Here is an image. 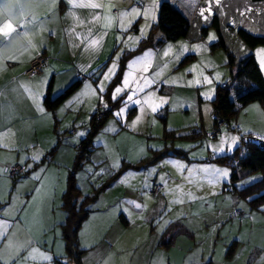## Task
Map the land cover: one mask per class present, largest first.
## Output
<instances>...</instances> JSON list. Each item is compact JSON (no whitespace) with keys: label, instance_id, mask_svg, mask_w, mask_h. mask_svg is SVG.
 Instances as JSON below:
<instances>
[{"label":"rangeland","instance_id":"obj_1","mask_svg":"<svg viewBox=\"0 0 264 264\" xmlns=\"http://www.w3.org/2000/svg\"><path fill=\"white\" fill-rule=\"evenodd\" d=\"M78 1L83 0H76ZM119 1H123L120 3V13L137 6L142 11L143 8H148L149 14L147 18L136 19L131 15L126 16L128 22L125 25L130 20L132 23L129 30L120 33V51L109 68L114 63L117 67L125 47L136 48L150 33L154 41L162 36L160 31L154 29L162 0H143L142 5L137 4L136 0ZM64 2L66 0H56L55 4L52 0H0V9L5 4H10L13 15L9 16L7 11L3 15L22 19L27 14L36 18L45 17L43 22V19H39V32L42 36H50L56 26L54 21L63 16L68 8ZM176 3L190 21L188 35L168 40L161 46L152 43L145 50H151L149 57L144 62L133 64L131 69L127 68L126 73H130L129 84L125 86L123 83L124 73L121 82L114 88L124 89L116 97L122 98V103L96 136L95 145L99 146H96L93 158L79 174L84 191L91 193L124 166L123 172L91 205L92 215L81 231V235L84 232L87 241L92 243L85 244L89 246L81 244L86 250L84 264H151L153 249H158V239L166 227L174 222L171 218L179 219L184 216L186 218L182 219L187 220L193 229L190 228L193 236L188 239L186 246L185 241L180 240L179 247L171 250L174 262L176 259L178 261L175 264H181L179 261L185 258H194L195 264H200L202 255L205 258L215 255L211 258L213 264H238V255H227V250L223 253L219 245L230 230L235 233L233 227L227 230L233 226L232 220L236 227V219L240 221V216L234 215L235 209H250L247 200L230 188V165L215 160V157L233 154L250 130L262 133L264 109L259 102H252L242 107L237 116L216 126L212 113L213 99L218 85L231 79L242 58L253 53L260 66L257 49L264 45L250 47L239 31L244 29L254 35L264 36V1L219 0V3H215L213 0L211 12L208 11L209 0L192 3L179 0ZM78 4H81L80 7L85 6V3ZM107 9L111 16L114 8L108 6ZM201 9L205 10L203 16ZM25 22L24 18L20 24L24 25ZM29 33H36L35 27L32 26ZM210 35H214L216 39L210 41ZM132 44L133 46H127ZM184 48L188 51L184 52ZM229 53L234 56L233 63ZM193 68L194 71H189ZM260 68L264 74V68ZM205 76L209 77L211 83L204 81ZM144 78L155 82L145 85ZM197 79L201 80L200 84L195 83ZM109 84L107 82L106 89ZM128 95L133 96V101L126 105ZM137 100L140 103H135ZM103 102L106 104L107 100L103 99ZM96 103L91 114L99 104ZM157 104L160 107L153 112L152 107ZM122 108L124 112L117 116L116 113ZM77 127L84 128V124L78 122ZM214 128L218 129V136L206 140L204 134ZM234 137H238L235 143ZM217 148L224 151L217 152ZM172 161H178L186 167H177ZM205 165L228 168L229 178L211 182V177L199 171ZM188 169H192L191 174ZM257 174L242 182H252L253 177H258ZM86 180L90 182L89 185ZM154 182L162 186L157 196L151 192ZM137 204L141 207L137 208ZM121 213L128 214V224L122 221ZM214 214L221 217L211 220ZM226 214L232 218L226 220ZM206 226L209 230L205 229ZM214 235L219 238L215 251ZM200 236L204 237V243L198 242ZM201 245L205 247L204 251L198 248ZM187 247H190L188 257L183 256L188 253ZM167 249L169 248L165 246L156 252L152 264H168L167 259L159 255ZM235 251L233 250L234 253ZM35 255H39V251ZM36 264L49 263L40 261Z\"/></svg>","mask_w":264,"mask_h":264},{"label":"crops","instance_id":"obj_2","mask_svg":"<svg viewBox=\"0 0 264 264\" xmlns=\"http://www.w3.org/2000/svg\"><path fill=\"white\" fill-rule=\"evenodd\" d=\"M174 1L178 2L179 0ZM182 1L192 3L197 0ZM121 2L123 1L83 0L76 2L74 0L72 5L64 2L68 8L63 16L54 21L56 26L54 31L50 32V36H42L39 32L41 25L39 19H43V22L45 17L36 18V23L28 28V37L25 38L21 35L20 39L0 56V210L8 208L9 205H13L14 209L9 215H4L0 211V218L9 224V235L16 232L19 241H32L27 249H21L16 264L19 262L25 264L24 258L29 256L34 247L39 249V255H35L34 259L29 258L26 264L45 261L40 253L52 256L53 259L48 263L56 264L55 259L65 254V241L61 229L64 212L61 202L67 188L71 168L76 162L77 145L86 132L92 117L91 111L96 106V102L102 100L104 92L108 89H106L107 82L112 81L114 73L116 74L119 69L120 60L127 51L131 50L125 47L117 67L112 73L107 72L110 63L115 60L116 54L120 51L118 46L120 33L125 32L123 29L129 30L130 28L129 23L125 25L128 22L126 16H120ZM78 3H85V6L80 7L81 4ZM91 3H98L101 7L87 6ZM108 6L114 8L111 11V16L107 9ZM32 17L33 15L27 14L24 18L28 21ZM23 19L22 17L13 18L3 15L0 17V26L11 20L14 27L17 28V32L23 33L25 28L20 24ZM32 26L35 27L36 33L30 34L29 30ZM92 41H97V43L93 44ZM0 44H7V40L0 41ZM127 46H133V44ZM144 52L137 55H142ZM40 54L46 56L43 70L40 73L28 74L26 71L31 60ZM137 55L127 61L124 73H126L130 61L135 60ZM105 74L111 78L105 80ZM76 80L81 81L80 86L62 104L54 110L46 108L44 99L50 81H52L51 93L55 96ZM101 82H103V92L98 88ZM58 87L59 91H57ZM78 122L83 123L84 128L80 127L77 130ZM75 130L76 132H74ZM249 133L264 139V131L259 133L250 130ZM54 146L57 147L50 156L49 152ZM47 154L49 157L45 159ZM33 156H38L39 159H33ZM22 160L23 163H21ZM14 164L26 166L28 173L16 180L10 178L7 174V167ZM80 172L77 174V182L82 191L88 193L89 191L83 189ZM86 183L90 184L87 180ZM248 207L250 209L249 205ZM262 209H250L251 212L245 208L235 209L243 211L242 215L236 216H240V221L236 219L237 227L232 220L233 226L227 229L230 230L233 227L235 233L233 234L230 230L226 239L219 245L224 253L225 250H229L233 242H237V245L232 249L236 250L235 253L232 251L233 253L230 252V255L231 253L234 256L238 255V264H264V210ZM219 211L221 210L219 209ZM247 213L248 215H246ZM124 214L126 217L128 216V214ZM221 215L214 214L211 220L220 218ZM225 216L226 220L232 218L228 214ZM182 218H171L174 222L169 225L175 224L177 235L181 236L182 234V236L172 243L167 251L159 254L167 259L168 264L178 262L177 259L174 262L171 256V250L174 247H179L178 242L185 241L186 246L189 243L188 239L193 236V229L187 220ZM127 219L129 221L128 217ZM117 220L119 221V219ZM87 221L84 222L80 230L81 244L84 246L92 244L87 241L84 232L81 235ZM16 225H19V229ZM129 228L130 226L126 229ZM219 236L218 233L217 237ZM83 238H85V242ZM160 238L157 242L158 249H153L151 264L156 252L162 249L159 245ZM218 239L214 235L213 251L218 247L216 245L219 243ZM111 241L113 242L112 239ZM13 242L15 244V239ZM198 242L204 243V237L200 236ZM7 243L6 237L3 244H0V248H3ZM187 248L188 253L183 255L186 257L190 250V247ZM198 248L204 251L205 247L201 245ZM227 255H229L228 252ZM212 257L215 255L207 258L202 255L200 264H213ZM179 262L195 264L194 258L190 260L185 258Z\"/></svg>","mask_w":264,"mask_h":264},{"label":"trees","instance_id":"obj_3","mask_svg":"<svg viewBox=\"0 0 264 264\" xmlns=\"http://www.w3.org/2000/svg\"><path fill=\"white\" fill-rule=\"evenodd\" d=\"M252 1L257 2L264 0ZM175 3L176 2H173V0L161 1L158 11V21L154 27L155 30L161 32V38L154 41L152 40V34L150 33L148 37L142 39L138 48L131 49L124 54L123 58L120 60V66L117 73L110 82L106 92H104L98 107L92 113V117L87 125L85 134L80 138L77 145L76 162L71 168L67 181V188L62 196L61 202V208L64 212V220L61 221V229L62 237L65 241V254L55 259L56 264H83V256L86 250L81 245L80 230L93 211L91 205L98 200L100 193L108 188L113 183V180L116 179L124 170L123 166L121 171L118 170L114 175L112 174L91 193L83 192L77 182V174L85 168L86 164L92 158L94 150L96 149V136L104 128L110 116L114 114L115 109L122 103V98L113 99L112 97L114 88L122 80L127 61L131 57L141 54L146 50V47L152 46V43L157 46H161L168 40H177L181 37L187 36L190 31L191 25L189 19L182 12V10L175 5ZM239 33L244 41L252 48L264 45V36L254 35L244 29H240ZM40 55L45 57L42 69L39 72H30L28 74L40 73L43 70L46 64V56L43 54ZM229 57L231 63H233L234 56L229 53ZM31 62L29 67L31 66ZM80 84L81 81L76 80L64 91L54 96L51 93L52 81H50L49 89L44 99L46 108L54 110L62 104L63 101L80 86ZM103 99L107 100L106 104L103 102ZM252 102H259L264 107V74L255 55L250 53L240 60L238 69L233 73L231 79L224 84L218 85L217 87L216 95L213 99L212 111L215 125L219 126L222 122L229 121L233 117L237 116L242 107L247 106ZM78 129L79 128H77V130ZM74 132H76V130ZM202 134L203 133H200V135ZM208 134L209 132L204 134L206 140L209 137L215 138L218 136V133L214 136H210ZM248 135L253 134L248 133ZM56 147L57 146H54L49 152L50 156H52ZM49 155L47 154L45 159H48ZM215 160L230 165V188L239 196L247 200L251 210H261L264 206V143L262 145H257L251 142H245L243 139L242 143L235 149L233 154L217 155ZM19 165L24 166L22 164ZM132 166H136V164H132ZM24 168V172L11 174L9 166L7 168V174L10 178L16 180L28 173V168L26 166H24ZM254 174H257L258 177L252 182H242L247 177ZM155 184L158 183L154 182L153 186ZM161 190L162 186L160 185V188L156 193L152 190L151 192L154 196H157ZM236 211L237 210L234 211V215L236 216L243 214L242 210H240L241 212L239 213ZM120 217L124 223L128 224L129 221L124 213H121ZM177 233L178 231L175 229V224L169 226L162 234L159 245L162 247H169L182 236V234L179 236ZM235 245H237V242H233L230 246L228 250L229 255L230 252L233 251L232 249Z\"/></svg>","mask_w":264,"mask_h":264},{"label":"snow or ice","instance_id":"obj_4","mask_svg":"<svg viewBox=\"0 0 264 264\" xmlns=\"http://www.w3.org/2000/svg\"><path fill=\"white\" fill-rule=\"evenodd\" d=\"M56 0H52V3L55 4ZM66 2L70 5L73 4V0H66ZM215 3H219V0H214ZM137 4L142 5L143 4V0H136ZM213 3V0H209V8L208 11L211 12V5ZM90 6L92 8H100L101 5L98 3H91ZM4 11H7L9 16L13 15V10H12V6L10 4H5L3 9H0V16H3ZM204 9H201V15H204ZM248 11H251V9H249ZM149 14V9L148 8H143V11L141 10V7H137V6H133L131 9L125 10V12L120 13V16H128L131 15L133 17V19L136 18H147ZM241 15H243V13H241ZM208 17H205V19H207ZM36 23V17L33 16L30 20L26 21L24 23V28L25 31L23 33H19L17 32V28L14 27L13 23L11 22V20H9L8 22H4L2 24V26H0V41L2 40H7V44H0V56H2L4 54L5 51H7L10 47H12L21 37V35L25 38L28 37V28L30 25H34ZM132 23V21H129V25ZM107 26V25H106ZM126 31V29H123ZM143 31V30H141ZM15 33V35H13ZM129 39H131V37H129ZM216 39V37L214 35H210L209 36V40H214ZM93 44L97 43V41H92ZM26 47V45H25ZM199 47V46H197ZM184 52H187L188 49L184 48L183 49ZM151 50H147L144 52V54L140 57H137L134 61L130 62L128 67L131 69L133 64L137 63V62H144L146 60L147 57H149ZM165 55H168L167 52H165ZM257 55L260 56V66L262 68H264V47L257 49ZM9 59H11V57H8ZM116 65L115 63L113 64V66L111 68L108 69V73H112L113 70L115 69ZM144 71H147V68L144 69ZM189 71H194L193 69H190ZM130 73H126L123 79V83L125 86H127L129 84V77ZM217 75V79H219V73L216 74ZM111 77L108 74L104 75V79H110ZM204 81L207 83H211V80L209 79V77L205 76ZM154 83L155 81H149L147 78H144V84L147 85L149 83ZM189 83L191 84L192 81H189ZM196 84H200L201 80L197 79L195 81ZM99 91L103 92L104 91V87H103V82H101L100 85H98ZM59 87L57 88V91H59ZM141 91H143V89H140ZM122 91H124L123 88L121 87H117L114 92H113V99H116L117 94L121 93ZM133 101V96L132 95H128L127 97V101H125V104L127 105L129 102ZM135 103H140V101H135ZM160 107L159 104L155 105L154 107H152V111L156 112L157 109ZM41 111H43V109H41ZM124 112V109H120L119 112L116 113L117 116L121 115V113ZM236 140H238V137H234L233 138V143L236 142ZM190 147V146H189ZM215 151L217 152H223L224 149L222 148H217L215 149ZM33 159H39L38 156H33ZM168 161H166L167 163ZM173 163H175L177 165V167L180 168H184L186 166L181 165L178 161H172ZM21 163H23V160L21 161ZM30 167V166H29ZM154 171V169H153ZM189 173L191 174L192 169H188ZM199 171L206 173L207 176L211 177V182H220L221 179H228L229 178V169L228 168H218V167H214L212 165H205L202 166ZM253 180L256 179L255 177L252 178ZM247 183V182H244ZM137 208L141 207V205L137 204L136 205ZM14 210L13 209V205H9L8 208L0 210L2 211V213L4 215H9L11 213V211ZM264 210V209H262ZM17 229H19V225H16ZM8 228H9V224L2 218H0V244H3L5 238L7 237L8 239V243L4 245L3 248H0V264H9V262H11V264H16L17 260L19 259V253L21 251V249H27L31 244L32 241L31 240H25L23 242L19 241L17 238V233L13 232L11 233V235L8 234ZM14 239H15V244H14ZM10 250V251H9ZM38 249L36 248H32L31 252L29 253V256L24 258L25 264L28 261L29 258H35V256L33 254L37 253ZM7 256V259H6ZM40 256L42 257L43 260L45 261H51L53 259L52 256L50 255H46L44 253H40Z\"/></svg>","mask_w":264,"mask_h":264},{"label":"built area","instance_id":"obj_5","mask_svg":"<svg viewBox=\"0 0 264 264\" xmlns=\"http://www.w3.org/2000/svg\"><path fill=\"white\" fill-rule=\"evenodd\" d=\"M44 62H45V57L42 56V55H39L37 57H35L32 62H31V66L29 67V69L26 71L27 73H30V72H39L41 69H42V66L44 65ZM218 129H214L212 130L211 132H209L208 135L210 136H214L218 133ZM24 166H21L19 164H15V165H12L10 166V173L11 174H15V173H18V172H24ZM160 188V185L159 184H155L153 187H152V191L154 193H156ZM237 213L241 212L240 210H237L236 211Z\"/></svg>","mask_w":264,"mask_h":264},{"label":"water","instance_id":"obj_6","mask_svg":"<svg viewBox=\"0 0 264 264\" xmlns=\"http://www.w3.org/2000/svg\"><path fill=\"white\" fill-rule=\"evenodd\" d=\"M245 142H251L257 145H262L264 143V139L257 137L255 135H247L244 137Z\"/></svg>","mask_w":264,"mask_h":264}]
</instances>
